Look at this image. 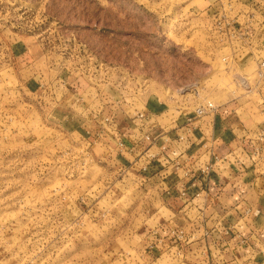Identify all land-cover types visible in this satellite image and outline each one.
Listing matches in <instances>:
<instances>
[{"label":"rangeland","instance_id":"1","mask_svg":"<svg viewBox=\"0 0 264 264\" xmlns=\"http://www.w3.org/2000/svg\"><path fill=\"white\" fill-rule=\"evenodd\" d=\"M219 4L0 0V264L179 263L139 230L146 191L90 130L99 114L146 104L162 122L209 103L261 105L238 85L255 83L261 39L236 50L220 40Z\"/></svg>","mask_w":264,"mask_h":264},{"label":"crops","instance_id":"2","mask_svg":"<svg viewBox=\"0 0 264 264\" xmlns=\"http://www.w3.org/2000/svg\"><path fill=\"white\" fill-rule=\"evenodd\" d=\"M81 90L72 89L77 100ZM160 116L146 104L133 116L99 114L90 130L100 155L146 191L139 230L178 264H264L263 107L234 99L201 119Z\"/></svg>","mask_w":264,"mask_h":264},{"label":"built area","instance_id":"3","mask_svg":"<svg viewBox=\"0 0 264 264\" xmlns=\"http://www.w3.org/2000/svg\"><path fill=\"white\" fill-rule=\"evenodd\" d=\"M227 1L228 3L225 4L224 0H219V12L215 18V26L217 28L215 32L220 33V40L227 45L233 44L230 48L236 50L239 45H253L260 38V47L263 48L260 52H264V0L259 2L255 0L254 4L244 3L246 0ZM253 24L255 27H252ZM255 75L254 84H250L248 78H241L238 85L242 90L248 92L259 90V94L262 97L261 106L264 112V58L261 56L256 59ZM215 109L216 106L209 103L207 106H202L194 111V115L197 119H201ZM139 118H145V115L141 113ZM147 139L149 138L147 137ZM207 170L208 168L203 173H207ZM171 235L179 240L183 237L182 232L178 231H172Z\"/></svg>","mask_w":264,"mask_h":264},{"label":"bare ground","instance_id":"4","mask_svg":"<svg viewBox=\"0 0 264 264\" xmlns=\"http://www.w3.org/2000/svg\"><path fill=\"white\" fill-rule=\"evenodd\" d=\"M240 79H241V78H240ZM240 79H239V80H240Z\"/></svg>","mask_w":264,"mask_h":264}]
</instances>
